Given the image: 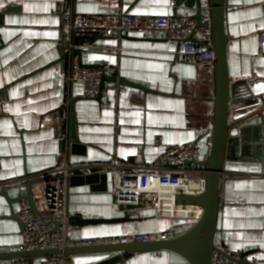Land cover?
<instances>
[{"label": "crops", "instance_id": "crops-1", "mask_svg": "<svg viewBox=\"0 0 264 264\" xmlns=\"http://www.w3.org/2000/svg\"><path fill=\"white\" fill-rule=\"evenodd\" d=\"M0 182L37 175L56 168L63 153L60 148V115L68 88L62 72L59 23L67 9L91 15L119 6L137 17L167 16L173 13L172 0H121L99 3L96 0H0ZM203 6H208L203 2ZM184 8L190 15L196 9ZM227 61L230 77V124L250 118L241 127L259 126L247 144L233 145L224 165L220 183V207L215 244L226 243L232 251L251 254L246 261L264 264V54L260 38L264 33V0H226ZM11 9V11H6ZM12 21H15L14 23ZM40 29H43L42 31ZM84 39L82 41H88ZM97 65H105L109 76L138 84L152 92L107 83L101 101L81 99L82 86L74 85L75 117L79 142L85 155H73L71 163L109 164L114 160L130 167L156 162L167 148L198 142L203 158L211 148L215 108L206 70L179 64L177 45L165 39L130 34L118 42L96 37ZM120 46L128 52L114 50ZM69 123L64 122V131ZM159 140L160 145L155 146ZM193 168V165H187ZM107 173L108 191L94 192L90 187H70L67 208L71 215L85 219L122 218L114 203L118 177ZM38 185L33 189L38 191ZM17 198L19 186L8 190ZM0 191V192H6ZM24 193V191H23ZM20 202L13 205L18 217ZM11 208L0 196V253L20 251L23 231ZM140 221L130 224H100L70 227L72 239L118 237L131 234L151 235L177 224L161 219L155 207L144 204L133 212ZM12 261L3 263L10 264ZM33 264H43L40 258ZM117 264H188L169 251L135 254Z\"/></svg>", "mask_w": 264, "mask_h": 264}, {"label": "built area", "instance_id": "built-area-1", "mask_svg": "<svg viewBox=\"0 0 264 264\" xmlns=\"http://www.w3.org/2000/svg\"><path fill=\"white\" fill-rule=\"evenodd\" d=\"M99 3H118L121 0H96ZM190 15L184 8L167 16L137 17L123 11L119 6L115 13L83 15L67 9L63 14L59 27L62 32L61 46L68 54V65L64 72L68 88L67 100L64 102L63 115L52 116L51 121L60 120L69 123L70 107L74 99V85L82 86L81 99H96L100 93L101 77L105 69H95V57L98 46L90 39L105 37L121 42L130 34H141L151 39H165L177 45L176 57L179 64L191 65L207 71L206 81L210 89H215L214 70L216 52L212 47V21L208 6L200 9L199 18ZM41 31L43 29H40ZM89 39L88 41H82ZM261 51L264 54V33L261 38ZM75 49L81 50V63L78 65ZM114 50L119 53L128 52L120 46ZM264 120V118H263ZM69 130L64 131L65 138ZM160 141H155L159 146ZM60 164L53 170L20 179L0 182V191H6L19 186L23 192L27 183L42 179L38 191L34 190L35 205L40 215L35 216L28 201L22 200L19 205L18 218L23 228V241L20 251H36L59 249L67 247H85L94 245L150 243L167 241L177 238L193 227L202 217L203 209L197 205H183L176 202L177 195L199 196L205 189L204 168L195 164L193 168L186 162L199 163L204 161L202 149L198 142L167 147L151 165L130 167L115 160L109 164L81 163L73 164L69 160L68 148H65ZM113 171L121 176L124 170L132 173L118 177L114 195L118 205L150 204L155 207L157 216L161 219L176 221L175 226L163 232L142 235L131 234L118 237L72 239L69 236L70 227L67 223L68 180L76 171L84 173L95 171L102 173ZM120 178H123L122 182ZM167 195L162 200L161 194ZM216 245V244H215ZM241 252H234L226 243L216 245L212 254V264H243ZM63 256L50 257L46 264H65ZM10 264H31L28 260L18 259Z\"/></svg>", "mask_w": 264, "mask_h": 264}, {"label": "water", "instance_id": "water-1", "mask_svg": "<svg viewBox=\"0 0 264 264\" xmlns=\"http://www.w3.org/2000/svg\"><path fill=\"white\" fill-rule=\"evenodd\" d=\"M174 9L173 13H176L179 8L185 7L187 9H196V18H199L200 9L203 2H207L210 16L212 21V47L216 52V64L214 70V84L213 90L214 98L210 99L214 105V125L212 132L211 148L204 161L199 163L186 162L185 165L195 164L204 168L205 171V189L199 196H186L177 195L176 202L183 205H197L203 209L202 217L199 221L191 227V229L185 234L167 241H155L150 243H129V244H111V245H94L85 247H67L64 250L50 249V250H36V251H13L0 253V264L10 261L25 259L33 264V259L40 258L43 264L48 263L50 257L63 256L65 264H117L124 260H127L135 254L157 252V251H169L182 257L188 264H212V254L216 248L215 236L217 232V221L220 207V183L222 174L225 172L224 165L226 160L230 159L229 151L233 145H246L247 137L252 132L262 131V127L259 126H247L241 127V125L248 123L250 118L244 119L239 123L230 124L229 122V108H230V77L227 61V45L228 34L226 33V0H172ZM6 11H11L7 9ZM0 44L2 41L0 39ZM60 59L58 63L61 64L62 72L66 71L68 65V54L64 51V48L60 47ZM73 56H77L78 65L80 67H87L81 63V50L75 49L72 52ZM91 68L105 69V65H93ZM115 83L121 86H130L142 90L143 92H152L145 87L138 84L131 83L117 76H109L105 72L101 77L100 93L95 100L101 101L104 92L106 90V84ZM7 88L0 90V95ZM78 98H74L70 107V120H69V135L65 138L64 134V121H59V134L61 138L60 148L64 152L65 148H68L69 160L73 155H85L86 146L79 142L77 135V123L75 117V104ZM262 105H264V96L261 97ZM264 108V106H263ZM264 112V109L260 111V115ZM63 115V109H60V116ZM258 146L263 147L264 135L259 134L256 141ZM28 176V175H27ZM26 176V177H27ZM108 179L107 173H97L90 171L87 173L76 171L68 180V187L75 186H89L91 191L102 192L108 191ZM123 178H120L119 182H122ZM43 182L42 179H37L27 183V187L23 192H20L17 198L10 197L9 192H0V196L4 197L9 203L13 219L19 221L21 230L24 226L16 216L13 205L22 200L28 201L35 216H39L40 213L36 209L34 187ZM68 188V192H69ZM114 203H117L116 196L114 195ZM144 204L139 205H118L119 211L124 213L121 218L113 219H85L80 215H71L67 208V223L68 227H86L100 224H130L140 221L136 219L133 212L142 209ZM250 252L243 253L242 263L251 264L245 259Z\"/></svg>", "mask_w": 264, "mask_h": 264}, {"label": "bare ground", "instance_id": "bare-ground-1", "mask_svg": "<svg viewBox=\"0 0 264 264\" xmlns=\"http://www.w3.org/2000/svg\"><path fill=\"white\" fill-rule=\"evenodd\" d=\"M167 195H164V193L163 194H161V197H162V200L164 201V198L166 197Z\"/></svg>", "mask_w": 264, "mask_h": 264}, {"label": "snow or ice", "instance_id": "snow-or-ice-1", "mask_svg": "<svg viewBox=\"0 0 264 264\" xmlns=\"http://www.w3.org/2000/svg\"><path fill=\"white\" fill-rule=\"evenodd\" d=\"M3 5H0V7H2ZM13 23L15 22V21H12Z\"/></svg>", "mask_w": 264, "mask_h": 264}]
</instances>
